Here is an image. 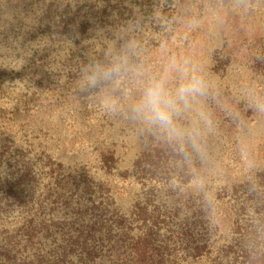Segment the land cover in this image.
I'll return each instance as SVG.
<instances>
[{
	"label": "rangeland",
	"instance_id": "374dc122",
	"mask_svg": "<svg viewBox=\"0 0 264 264\" xmlns=\"http://www.w3.org/2000/svg\"><path fill=\"white\" fill-rule=\"evenodd\" d=\"M25 1L14 4L24 5ZM69 2L47 0L30 8L0 5V45L8 47H0V79H5L1 87L7 88L5 94L0 93V124H8L7 118L14 120L11 129L17 132L18 148L26 154L24 161H33L43 170L36 196L54 188L52 200H59L54 212L57 218H77L76 202L88 206L94 191L100 195L95 204L102 202V207L124 212L140 191V182L133 173L136 162L151 146L163 142L124 115L131 98L139 95L146 76L129 80L119 92L112 93L121 104L117 114H109L104 107L108 94L79 87L76 62L82 57L103 60L107 48L120 49L128 40L136 41L134 60L145 73L162 74L168 60L175 56L195 65L208 83L210 96L204 104L214 127L204 136L208 159L199 171L205 182L223 185L247 171L255 172L257 166L264 168L260 164L264 163V113L255 108L257 103L264 104V74L253 67L251 59L264 53L259 44L264 35V0H160V6L152 8L161 19L160 25L155 23L152 28L133 17V21L116 29L115 40L108 42L103 28L93 34L98 40L81 38L75 46L67 34L42 31L54 30L60 23L63 5ZM17 46L26 55L31 54L19 70H14L20 60ZM75 49L79 55H72ZM216 52L224 60L230 57L222 73L210 71L217 61ZM44 72L51 73L48 80ZM15 74L21 79L11 80ZM244 103L253 108L246 118L238 112ZM232 124L237 134L234 137L240 136L239 142H246L238 148L232 145L228 133ZM110 154L113 160L105 162L104 156ZM50 168L53 175L45 176ZM9 173L10 169L1 168L0 178ZM106 189L104 197L102 190ZM18 211L7 216L4 226L10 231L26 217L27 213Z\"/></svg>",
	"mask_w": 264,
	"mask_h": 264
},
{
	"label": "trees",
	"instance_id": "16d2710c",
	"mask_svg": "<svg viewBox=\"0 0 264 264\" xmlns=\"http://www.w3.org/2000/svg\"><path fill=\"white\" fill-rule=\"evenodd\" d=\"M16 1L0 0V5L30 8L47 2L24 0V5H17ZM159 3L160 0H70L63 5L60 23L54 30L42 31L67 34L75 46L81 38L98 40L93 34L104 28L109 42L116 39V29L133 21V17L152 28L155 23L160 25L161 19L152 11ZM106 26L110 29L106 30ZM259 44L264 50V35ZM72 55H79V51L75 49ZM216 55L210 71L222 73L230 57L224 60L220 52ZM82 58L76 62L79 69L83 62L86 65L94 59ZM251 59L253 67L264 74V53ZM44 74L48 80L51 73ZM19 78L15 74L10 79ZM4 82L0 79L1 94L6 93L7 88L1 87ZM252 109L244 103L238 112L246 118ZM13 121L7 118L8 124H0V167L10 169L9 175L0 178V264H264V168L257 166L255 172L247 171L243 177L231 178L223 185L209 180L203 189H198L191 187L189 167L165 142H159L136 162L133 173L140 182V191L129 208L121 212L102 207V202L95 204L100 195L94 191L88 206L76 202L74 215L78 216L67 221L54 213L59 205V200H52L54 188L36 196L43 170L33 161H24L26 154L18 148L17 132L11 129ZM229 128L232 145H245L239 142L240 136L234 137L235 125ZM104 157L105 162L113 160L111 154ZM46 160L50 166V157ZM193 167L199 175L204 168L198 160ZM45 173L52 176L54 172L50 168ZM200 176L205 179L203 174ZM102 192L107 197L108 189ZM13 210L27 214L10 231L4 225Z\"/></svg>",
	"mask_w": 264,
	"mask_h": 264
},
{
	"label": "clouds",
	"instance_id": "9594fccd",
	"mask_svg": "<svg viewBox=\"0 0 264 264\" xmlns=\"http://www.w3.org/2000/svg\"><path fill=\"white\" fill-rule=\"evenodd\" d=\"M237 2L243 3L244 0ZM17 48L20 60L12 68L14 70H19L31 54L26 55L25 50ZM136 49L134 40L126 41L120 49L107 48L103 60H93L80 69L79 87L83 90L98 89L108 94L104 107L109 114H117L121 111V104L112 93L119 92L129 80L146 76L139 95L131 98L125 117L140 123L158 140L165 142L189 167L193 186L203 189L205 181L193 164L195 160L205 163L208 159L204 136L214 127L204 104L210 96L209 85L195 65L175 56L168 60L162 74L145 73L134 60ZM172 81H175L174 85ZM255 108L264 113V104L257 103Z\"/></svg>",
	"mask_w": 264,
	"mask_h": 264
}]
</instances>
